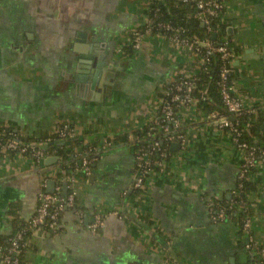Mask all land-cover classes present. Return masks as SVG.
<instances>
[{"label":"crops","instance_id":"1","mask_svg":"<svg viewBox=\"0 0 264 264\" xmlns=\"http://www.w3.org/2000/svg\"><path fill=\"white\" fill-rule=\"evenodd\" d=\"M218 1L233 54V95L264 113V0ZM147 8L145 0H0V129L35 140L63 126L70 139L100 147L105 137L156 120L189 54L162 34L133 49L130 34L145 23ZM177 116L185 147L169 144L166 163L138 195L132 154L122 144L101 153L89 175L72 179L58 177V160L0 155V237L12 232L15 216L17 224L33 217L40 194L59 188L65 196L70 182L75 210L61 212L58 231L29 234L25 264H174L173 256L182 264H264V161L246 192L248 236L262 253L247 259V235L233 219L214 220L209 208L231 201L244 152L209 114L185 107ZM98 216L103 226L93 231Z\"/></svg>","mask_w":264,"mask_h":264},{"label":"built area","instance_id":"2","mask_svg":"<svg viewBox=\"0 0 264 264\" xmlns=\"http://www.w3.org/2000/svg\"><path fill=\"white\" fill-rule=\"evenodd\" d=\"M181 3H191L194 5L197 11V18L201 21L202 25L210 31V22L212 19H219L220 12L222 11V4L218 0H180ZM155 16V13H153ZM142 28V29H141ZM160 29L164 33L163 36L167 37L174 46L182 48L188 52L189 56L186 60V65L192 66L194 70H198L201 65L202 71H207V64L210 62L208 54H218L222 62L219 69V77L217 81V87L219 90V97L223 108L225 109L226 115L219 116L217 113L212 112L209 114V118L213 121L214 125L219 129L225 131L227 135L231 138L232 144L238 150L244 152V157L241 162L238 171V179L236 184V189L233 194L235 196L239 195L243 189L242 182L248 179V176L254 168L258 166L259 163L264 161V151L257 150L255 148L247 146L245 143L239 141L240 132L237 128V119L244 113H250L253 110L245 108L242 102L237 99L232 92V82L230 80V66L232 63V49L229 47L226 41L220 44H213L207 40H200L196 37L192 38L190 41L187 39H181L177 34L174 36H167L166 32H176L179 29L172 28L169 24L157 23L154 20L147 18L145 23L138 28L132 30L130 34L132 47L134 50H139L141 41L144 37L154 34L153 31ZM201 50H205L207 55L199 57ZM199 57L197 61L196 58ZM185 65V69L187 66ZM183 69V75L178 76L175 80L171 81L166 89V94L160 105L159 115L163 121L166 122L165 126H161L164 134L167 136V141L177 142L178 146L182 149L185 147V135L180 129V120L177 116L176 108L190 107L196 109L197 99L193 98L192 92L194 90V75H188L187 71ZM207 97L201 96L204 101ZM159 118L150 123V130L158 124ZM57 136L61 141L66 138L73 137V132L61 130L57 133ZM51 139L47 138L46 142ZM60 141V142H61ZM113 138L105 137L102 139L100 145L101 153L105 152L107 149L113 146ZM165 151V148L161 149L157 142H154L151 147V151ZM55 150L48 151L44 145H38L34 142L23 143L17 139L16 136L0 132V155L5 154H15L22 155L32 159L35 163H40L46 158L54 156ZM133 158V172H132V188L133 190H143L146 185L147 178L149 177L151 171L150 163L146 159V155L142 150L131 152ZM83 156V155H82ZM92 160L87 157H82L78 168L82 169L83 173L87 176L90 173V164ZM158 167L162 165L158 164ZM40 204L36 209V213L33 217L26 223L25 230H22L14 238L9 241V245L6 249L0 247V264H19L16 255L18 254L21 245L26 243V232L31 233L37 228H43L50 232H56L59 229V216L64 209L75 210V193L70 190L68 194L62 196L60 194L59 188L56 189V193L50 195L42 193L39 195ZM238 202L231 201L226 207H220L219 205H214L209 202V208L215 210L214 217L216 221H223L225 219V214L228 210H235ZM239 205V204H238ZM238 208V207H237ZM80 216L79 212H76ZM102 220L98 216L95 219L93 225L90 229L95 231L101 228ZM251 218L247 217L243 220L241 231L247 235L248 242L245 246L246 250L253 251L254 254L262 253V250L252 242L251 238L248 236L250 232ZM174 264H176L174 262Z\"/></svg>","mask_w":264,"mask_h":264},{"label":"trees","instance_id":"3","mask_svg":"<svg viewBox=\"0 0 264 264\" xmlns=\"http://www.w3.org/2000/svg\"><path fill=\"white\" fill-rule=\"evenodd\" d=\"M147 8V18L154 20L155 24L163 23L169 24L174 29H179L178 32L172 30V32H166L167 36L178 35L181 39L191 40L196 37L200 40H207L213 44H220L225 38V29L219 23V19H212L210 22V31L207 30L197 18V11L193 4L191 3H181L180 0H145ZM155 13V16H153ZM142 29V28H141ZM154 34H163L164 32L160 29L153 31ZM214 36V38H213ZM131 50V49H130ZM130 50H127L130 51ZM126 51V50H125ZM207 55L205 50H201L199 57ZM199 57L196 60H199ZM210 62L206 65L207 71H202L201 65L199 66L196 74L194 75V90L192 92L193 98L197 99L196 110L199 114H210L212 112L217 113L219 116H225L226 112L223 108L219 97V90L217 87V81L219 77V69L222 62L218 54L212 53L208 54ZM232 72V65L230 66V74ZM231 80V75H230ZM201 96L207 97L206 100H202ZM254 106L253 111L250 113H244L237 119V128L240 132L239 141L245 143L247 146L255 148L257 150L264 151V113L260 109ZM177 111L180 109L176 108ZM159 120L152 130H150V124L143 128L142 130H134L131 133H124L114 137L113 144H122L129 148L130 152L142 150L145 154L147 161L150 163L152 169L159 168V165L166 163L169 151V142L167 141V136L163 132L161 126H165L166 122L162 120L159 115ZM61 130L70 131L69 129L61 126ZM66 129V130H65ZM0 132L10 133L17 137V139L23 143H36L38 145H44L48 151L55 150L54 155L58 157V168L60 173L58 177L62 179H72L74 176H84L82 169L78 168L81 166L80 161L85 154L89 160H92L93 164L98 156L101 154L100 147L86 146L82 140L66 138L63 140L64 144H60L62 141L56 134L39 139H30L19 137L12 129L2 128ZM50 138L49 142L46 139ZM61 141V142H60ZM157 142L161 149L165 148V151H151L152 144ZM81 150L80 154L77 150ZM83 155V156H82ZM90 164V167L92 166ZM253 170H251L252 172ZM250 172V173H251ZM68 189L65 194H68L71 190L70 182L67 184ZM243 189L239 195L233 197L231 201L238 202L236 206L240 209L237 214L235 210H228L225 214V219L221 222H227L232 220L237 222L240 233L242 234L241 228L243 220L247 217H251V209L246 199V192L252 190V186L248 183V179L242 182ZM70 188V189H69ZM142 190H134L133 194L138 195ZM62 190L60 189V194ZM229 201V202H231ZM228 202V203H229ZM214 205H219L220 207H226L228 204L218 203V201L213 200ZM239 204V205H238ZM227 208V207H226ZM215 210H213V213ZM26 223L17 224V217L14 218V225L12 232L7 236L0 237V247L6 249L9 245V241L16 236L22 230H25ZM29 232H26L25 237H29ZM26 243L20 246L18 254L16 255L19 264H25L24 262V252L26 250ZM247 259H255L254 252L246 250ZM255 262V260L253 261Z\"/></svg>","mask_w":264,"mask_h":264},{"label":"water","instance_id":"4","mask_svg":"<svg viewBox=\"0 0 264 264\" xmlns=\"http://www.w3.org/2000/svg\"><path fill=\"white\" fill-rule=\"evenodd\" d=\"M213 38H214V36H213ZM111 78V77H110ZM61 145L62 144H64L63 142H61L60 143ZM58 160V157H49V158H46L45 160H44V164L45 165H48V164H51L52 162H54V161H57ZM51 184V183H50ZM173 259H174V262L176 263V264H182L181 262H180V260L176 257V256H173Z\"/></svg>","mask_w":264,"mask_h":264}]
</instances>
